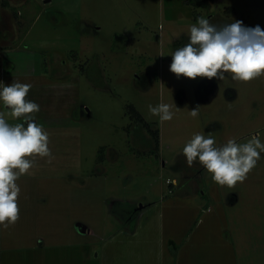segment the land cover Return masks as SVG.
<instances>
[{
	"label": "rangeland",
	"instance_id": "1",
	"mask_svg": "<svg viewBox=\"0 0 264 264\" xmlns=\"http://www.w3.org/2000/svg\"><path fill=\"white\" fill-rule=\"evenodd\" d=\"M20 2L0 0V81L32 85L26 100L40 105L34 119L52 159L34 156L17 180L19 218L0 224V264H170L168 242L183 243V228L198 224L230 247L229 258L218 248L220 264H264V153L233 187L183 153L196 133L217 147L256 134L264 142V75L169 70L198 17L264 28V0ZM160 103L173 120L150 113ZM130 105L159 130V146Z\"/></svg>",
	"mask_w": 264,
	"mask_h": 264
},
{
	"label": "clouds",
	"instance_id": "2",
	"mask_svg": "<svg viewBox=\"0 0 264 264\" xmlns=\"http://www.w3.org/2000/svg\"><path fill=\"white\" fill-rule=\"evenodd\" d=\"M170 55L169 70L178 77L223 80L226 73H231L233 80L247 82L264 75V28L246 26L239 20L217 26L200 16L190 27L189 42ZM31 87L27 83L0 81V102L10 110L0 112V224L5 227L19 218L17 180L31 174L34 156L47 157L49 163L52 159L49 134L34 119L40 105L26 100ZM149 111L160 121H171L175 116L168 103L149 105ZM198 114L199 108L190 111L193 118ZM9 115L23 122L10 124ZM183 153L189 167L198 159L214 182L233 187L256 167L264 153V142L256 134L246 143L230 139L217 147L213 136L196 133L185 144Z\"/></svg>",
	"mask_w": 264,
	"mask_h": 264
},
{
	"label": "crops",
	"instance_id": "3",
	"mask_svg": "<svg viewBox=\"0 0 264 264\" xmlns=\"http://www.w3.org/2000/svg\"><path fill=\"white\" fill-rule=\"evenodd\" d=\"M20 1H21L20 3H22L23 1L25 2L27 0H20ZM18 14L21 15V12H19ZM16 21L17 24L21 23V20H16ZM202 226L203 225L198 224L192 228L190 227L188 228V226L184 227L183 228L184 231L182 233L186 236V238L183 243L177 242L176 240L173 239L168 242L169 244L168 251L170 248V252H171L168 254L169 255L168 259L170 260V264H220L222 260L221 259L219 261L218 259L219 258L218 248L220 246H222L223 248V254L226 255L227 258H229L228 254L230 252V247H227L224 242H221L218 239L215 240L213 235H209V233H217V231H214L212 229L207 231L208 228L207 227L202 228ZM210 236H212L213 238H211ZM134 248H135L134 246L126 247V249H134ZM174 250L177 251V253L175 254L176 256L172 255L174 254ZM137 256H140V254L138 253ZM228 263L230 262L228 261ZM148 264H153V263H148Z\"/></svg>",
	"mask_w": 264,
	"mask_h": 264
},
{
	"label": "trees",
	"instance_id": "4",
	"mask_svg": "<svg viewBox=\"0 0 264 264\" xmlns=\"http://www.w3.org/2000/svg\"><path fill=\"white\" fill-rule=\"evenodd\" d=\"M186 3L194 6L197 9L198 8H207V7H209L210 0H186ZM129 110H130L129 113H130L131 117L134 120H136L138 123H141L145 127H147L148 131L154 137L156 143L159 146L160 145L159 130L154 131L153 129H151L150 124L148 122H146V120L142 116V114L133 105L129 106ZM103 151H102V153H103ZM103 158H101V160H103Z\"/></svg>",
	"mask_w": 264,
	"mask_h": 264
}]
</instances>
